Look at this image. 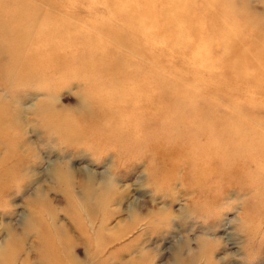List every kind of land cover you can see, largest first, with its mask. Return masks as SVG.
Wrapping results in <instances>:
<instances>
[{
    "label": "rangeland",
    "instance_id": "obj_1",
    "mask_svg": "<svg viewBox=\"0 0 264 264\" xmlns=\"http://www.w3.org/2000/svg\"><path fill=\"white\" fill-rule=\"evenodd\" d=\"M257 27L264 0H0V264H264Z\"/></svg>",
    "mask_w": 264,
    "mask_h": 264
},
{
    "label": "bare ground",
    "instance_id": "obj_2",
    "mask_svg": "<svg viewBox=\"0 0 264 264\" xmlns=\"http://www.w3.org/2000/svg\"><path fill=\"white\" fill-rule=\"evenodd\" d=\"M261 34H264V30H261V28H258L257 27V29H255V31H254V34H251V35L257 37V36H260ZM233 39L234 38L231 39L232 42L234 41ZM231 56H232V53H231V55H229V58L227 60H230L231 59ZM258 138H259L260 143H263L264 144V137H258ZM251 139L252 138H249V137L247 138L248 141H250ZM253 141H254V139H253Z\"/></svg>",
    "mask_w": 264,
    "mask_h": 264
}]
</instances>
